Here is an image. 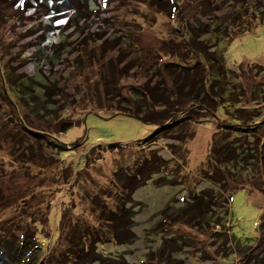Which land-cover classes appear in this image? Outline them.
Masks as SVG:
<instances>
[{"label":"rangeland","instance_id":"rangeland-1","mask_svg":"<svg viewBox=\"0 0 264 264\" xmlns=\"http://www.w3.org/2000/svg\"><path fill=\"white\" fill-rule=\"evenodd\" d=\"M176 1L183 13L178 19L177 15L162 13L150 0H0V64L6 67L2 75L10 74L16 79L38 71L30 56L37 45L48 48L60 39L76 43L88 30L100 32L103 19L113 24L114 34L120 30L137 31V43L149 58L155 57L154 54L168 58L170 54L163 42L177 40L175 33L177 28H183L179 25L183 18L200 27L217 22L226 31L228 17L256 10L250 29L246 33L234 32L229 43L224 44L225 66L234 71L238 93H247L244 100L252 104L264 90V20L259 15L264 11V0ZM81 3L88 7L85 6V14L78 16L79 27H68L69 17ZM164 7L161 2L160 8ZM167 11L171 12L170 8ZM195 30L200 37L207 34ZM111 31L109 28L106 36ZM116 55L117 51L113 50L106 58ZM92 67L88 68L91 89L98 79ZM43 70L46 69L43 67V75L54 73L53 83L62 90L61 98L52 97L55 111L59 114L62 111L75 121V126L55 133L66 146L63 154L57 153L47 144V134L38 133L35 138L31 131L12 120L10 102L14 95L8 90L7 82L3 84L0 235L6 234L4 228L16 237L25 232L35 238L41 248L38 264H71L78 256L76 245L81 244L88 253L80 252L75 264H173L177 259L182 264L242 262V253L235 244L227 245L224 253L221 252L219 245L223 240H218L211 230L201 232L161 220L166 207L169 212L177 213L193 193L219 189L201 174L204 169L210 170L207 162L216 131L214 119L206 117L189 124L178 141L158 135L152 137L153 143L149 140L150 144H146L143 139L153 132V124L125 114L109 115L100 109L88 111L94 108L93 92L90 96L83 93V87L76 85L78 80L71 76L68 66L60 62L51 72L46 70L44 74ZM129 72L131 76L120 78L124 94L129 93L135 82L144 81L132 70ZM103 101L105 105L112 104L116 98L108 96ZM31 125L47 126L37 120H31ZM168 143L172 144L171 148ZM111 144L120 149L114 150ZM249 175L250 172L244 174L247 179ZM258 183V190L239 185L229 198L231 234L241 243H253L259 235L264 180ZM120 193L124 201L119 207L115 196ZM227 230L220 231L228 235ZM261 233L259 236L264 234ZM161 252L164 254L160 255Z\"/></svg>","mask_w":264,"mask_h":264},{"label":"trees","instance_id":"trees-1","mask_svg":"<svg viewBox=\"0 0 264 264\" xmlns=\"http://www.w3.org/2000/svg\"><path fill=\"white\" fill-rule=\"evenodd\" d=\"M150 1L166 15H177V19L183 15L176 0H166V3L163 0ZM161 2L165 5L164 8H160ZM76 6L77 11L67 21L68 27H79L78 16L85 14L88 7L87 4L83 6V3ZM255 11L246 10L228 17L226 31H222L217 22L200 27V24L196 26L195 23L185 22L186 19L183 18L184 22L179 23L183 28H177L175 33L177 40L172 38L169 44L168 41L163 42L166 52L170 54L168 58L161 54H154L155 57L152 55L149 58V54H145L137 43V31L120 30L114 34L113 24L103 19L99 26L100 32L88 30L76 43L60 39L48 48L43 49L40 44L37 45L30 56L38 71L22 75L16 78L17 81L10 74L3 76L2 71H6V67L0 64V76H3L0 79V92L3 93V84L7 82L8 90L15 97L11 95L12 120L31 131L35 138L38 133L47 134V144L62 154L65 142L59 140L55 133L66 132L71 126H75V121L64 116L62 111L60 114L55 111L52 97L55 95L61 98L62 90L53 83L54 73L52 76L45 74L46 70L53 71L60 62L69 67L71 76L78 80L76 85L83 87L85 95L90 96L93 92L94 108H89L88 111L100 109L109 115L125 114L153 124V132L143 139L146 144L153 143L152 137L158 135L178 141L185 135L189 124L211 117L216 124V131L209 148L207 165L210 170L204 169L201 174L219 189L193 193L188 203L177 213L169 212L166 207L162 211V223L167 220L177 222L201 232L209 229L218 235V240H223L219 245L222 253L227 245L235 244L242 253L240 264H264V209L259 224V235L260 232L262 235H258L253 243H241L235 239L231 234L229 221L231 193L239 185L258 190V182L264 180V90L256 95L252 104L247 103L244 100L247 93H238L239 84L232 75L234 71L225 66L227 48L224 44L229 43V37L234 32L246 33L250 29L251 22L257 16ZM259 13L260 20L263 21L264 11ZM109 28L112 31L106 36ZM195 29L207 34L200 37ZM80 31L83 32V29ZM208 43H211L210 46ZM113 50L117 51V55L106 58V54ZM127 57L129 59L125 60ZM90 66H93L91 69L98 75L93 89L89 86ZM43 67L46 69L43 70L46 76L42 74ZM130 70L144 81L135 82L129 93L124 94L120 78L130 75ZM261 84L260 82L259 85ZM108 96L116 98V102L105 105L103 100ZM31 120L47 126L34 127ZM57 124L59 126L53 131L52 127ZM171 143H168L170 148ZM110 146L114 150L120 149L115 144ZM246 172H250L249 180L244 176ZM258 176L262 177L261 180H258ZM120 188L124 190L125 187L121 185ZM115 197L120 202L119 207L120 204L123 205L122 194ZM226 201L227 208L224 207ZM102 204L105 205V202ZM223 228L228 229V235L220 231ZM2 230L6 234L0 235V264H38V250L41 248L35 238L25 232L16 237L15 233L4 228ZM76 247L79 250H76L78 256L73 258L71 264L78 262L80 252L88 253L83 244ZM163 254L161 252L160 255ZM173 264H182V261L177 259Z\"/></svg>","mask_w":264,"mask_h":264}]
</instances>
